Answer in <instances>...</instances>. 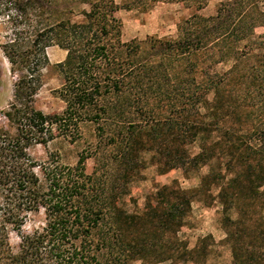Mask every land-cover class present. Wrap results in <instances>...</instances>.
Instances as JSON below:
<instances>
[{
  "label": "trees",
  "instance_id": "obj_1",
  "mask_svg": "<svg viewBox=\"0 0 264 264\" xmlns=\"http://www.w3.org/2000/svg\"><path fill=\"white\" fill-rule=\"evenodd\" d=\"M59 1L87 9L72 20L58 15ZM159 1L191 9L176 23L175 36L123 40L117 11H146ZM206 3L0 0L6 31L0 49L15 76L13 100L3 113L13 131L0 129V264H208L211 236L189 249L177 235L194 198L221 205L229 264H264V192L258 190L264 160L243 136L234 148L231 115L240 105L229 89L264 12L254 0H222L214 14L203 16L198 11ZM52 45L66 52L56 63L63 108L45 113L34 96ZM229 61L226 71L217 69ZM237 76L244 83L245 76ZM85 126L89 138L74 165L49 152L37 162L28 152L57 137L77 141ZM85 158L93 160L89 173L82 169ZM149 166L157 174L178 168L185 177L207 171L195 188L183 189L176 180L157 185L141 209L128 213L121 198ZM39 212L43 224L24 232L27 216ZM11 232L19 239L16 249Z\"/></svg>",
  "mask_w": 264,
  "mask_h": 264
},
{
  "label": "rangeland",
  "instance_id": "obj_2",
  "mask_svg": "<svg viewBox=\"0 0 264 264\" xmlns=\"http://www.w3.org/2000/svg\"><path fill=\"white\" fill-rule=\"evenodd\" d=\"M119 2V0H116ZM222 0H207L204 8L198 12L203 16L215 13V10ZM259 9L264 12V0H254ZM70 9L71 13L67 10ZM81 9H87L85 4L78 5L68 1H59L56 5V12L61 16H70L72 20L82 18ZM191 9L182 3L175 2H156L148 10L140 9H119L116 15L122 21V39L130 40L133 38L144 39L146 36L174 37L176 33V23L187 17ZM6 31L0 27V41L4 40ZM49 59L48 67L42 72V82L34 96V106L45 113L59 112L63 108V102L57 96L55 90L61 84V77L58 73L56 63L65 58L66 52L56 45L46 49ZM232 65V61L217 65L219 71H226ZM245 76L244 83L238 79L239 74ZM15 76L9 71V64L4 58L0 49V129L13 131L3 113L8 109L13 100V82ZM229 89L231 100L240 105L236 114L231 115V122L234 128L232 142L234 148L239 143L238 139L242 136L245 140L259 147L257 157L264 160V17L260 26L254 28L248 46L245 50L243 62L238 66V73L234 74ZM238 107V106H237ZM242 128V132L237 131ZM83 137L71 142L62 137H57L47 143L44 147L35 144L29 148V154L37 161L42 162L47 159V153H51L55 159L67 165H74L86 148V140L89 138V127L82 129ZM221 132L218 139L221 141ZM198 141L190 147L192 153L199 150ZM237 157V150L231 154L232 161ZM92 158H85L82 162V169L89 173L92 169ZM234 175L237 173L236 161L233 163ZM207 168H200L199 174H191L188 177L183 175L181 169H171L163 174H157L154 167L149 166L142 170V176L129 185V191L121 198V206L128 213L141 209L145 199L157 185L168 184L176 180L183 189L195 188L199 185L200 176L206 173ZM254 186V185H253ZM252 187V186H251ZM264 192V185L258 188ZM216 189H211V195L215 196ZM264 201V200H263ZM261 201V202H263ZM229 216L235 218L234 210L228 212ZM264 215V213H263ZM221 205L216 199H208L203 202L194 198L191 203V210L185 224L178 232V237L186 242L189 249L193 248L198 239L204 236H211L213 245V255H210L207 262L215 264L230 263V247L225 241V231L222 224ZM43 224V214H29L22 227L24 232L31 231L33 228ZM18 236L15 232L9 234V242L13 249H16ZM129 264H141L139 260H133ZM163 264V263H159ZM184 264H190L189 262Z\"/></svg>",
  "mask_w": 264,
  "mask_h": 264
}]
</instances>
